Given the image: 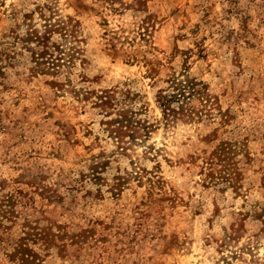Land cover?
I'll return each instance as SVG.
<instances>
[{"label":"rangeland","instance_id":"374dc122","mask_svg":"<svg viewBox=\"0 0 264 264\" xmlns=\"http://www.w3.org/2000/svg\"><path fill=\"white\" fill-rule=\"evenodd\" d=\"M0 264H264V0H0Z\"/></svg>","mask_w":264,"mask_h":264},{"label":"trees","instance_id":"16d2710c","mask_svg":"<svg viewBox=\"0 0 264 264\" xmlns=\"http://www.w3.org/2000/svg\"><path fill=\"white\" fill-rule=\"evenodd\" d=\"M162 105H164V108L167 110V109H170L171 105H170V100H163Z\"/></svg>","mask_w":264,"mask_h":264}]
</instances>
